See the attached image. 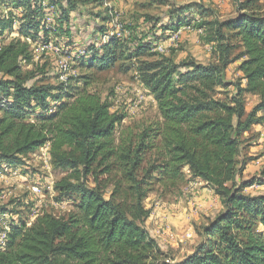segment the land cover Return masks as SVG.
I'll return each instance as SVG.
<instances>
[{"label":"trees","instance_id":"trees-1","mask_svg":"<svg viewBox=\"0 0 264 264\" xmlns=\"http://www.w3.org/2000/svg\"><path fill=\"white\" fill-rule=\"evenodd\" d=\"M62 2L0 0L7 9L0 12V166L49 144L54 168L77 183L66 180L57 188L62 195H77L78 202L67 218L46 214L28 227L12 224L0 247V264H163L157 258L156 241L143 226L151 212L143 206L145 185L154 174L157 182L169 186L182 182L185 168L223 198L224 211L202 229V242L193 253L175 264H264V194H244L247 182L237 186L236 161L242 135L264 121V15L256 11L257 0L243 1L236 17L209 25L210 42L217 44L214 63L142 66L141 83L164 121L156 164L147 168H143L146 153L156 149L147 141L148 131L135 145L116 144L125 115L111 113L105 101L87 91V83L82 89L70 88L69 82L40 85L35 73L25 70L33 59L28 40L45 45L72 42L69 16L79 10L70 0L66 7ZM49 7H54L51 20L57 25L46 22ZM184 14V21L168 17L160 26L161 36L148 32L136 42L111 38L90 47L87 66L109 70L123 44H134L129 48L134 57L154 50L183 23L190 25L192 17ZM98 31L104 35L108 28ZM229 38L243 49L236 60H242L238 71L244 85L224 102L215 99V89L225 86ZM244 95L259 97L248 114ZM112 174L113 189L106 197L100 177ZM88 178L92 188L85 185Z\"/></svg>","mask_w":264,"mask_h":264},{"label":"rangeland","instance_id":"rangeland-1","mask_svg":"<svg viewBox=\"0 0 264 264\" xmlns=\"http://www.w3.org/2000/svg\"><path fill=\"white\" fill-rule=\"evenodd\" d=\"M70 1L74 2L79 10L69 16V25L72 27L73 34L72 42L61 43L62 45H55L54 41H49L46 45L28 42L33 59L32 65L25 70L34 72L40 85L56 87L60 83L57 71L58 61L65 59L70 67L68 76L70 88L82 89L87 83V91L105 101L110 106L111 113L125 115L121 127L115 134L116 144L129 141L135 145L139 141V136L148 131L147 141L153 143L156 149L153 148L146 153L143 168L156 164L157 153L161 150V138L158 133L162 132L164 121L153 96L141 83L142 66L151 62L173 65L187 61L201 65L214 63L218 58V54L215 53L217 44L210 42L213 39V33L209 25L236 17L238 5L245 0ZM62 4L66 7V0H63ZM256 9L257 13L264 15V0H257ZM0 12L5 14L7 9L0 5ZM186 12L192 17V22L189 26L183 23L184 26L173 33L171 38L160 42L156 48L161 50L155 48L142 56L134 57L131 54L132 49L129 50L134 44H123L121 49L117 50L115 65L109 70L99 71L87 66L90 56L89 48L103 45L101 41L103 34L98 30L109 27L110 14L130 30L131 36L127 40L132 39L136 42L138 36L148 32H157V35L161 36L162 32L159 30L161 25H165L169 18L184 21L183 16ZM52 21L54 22L51 23ZM51 22V25L58 23L55 19ZM199 26L202 28H198ZM223 33L226 37H230L229 32ZM229 39L230 63L225 70V86L215 89V99L224 102H229L235 97L237 87L244 85V81L241 80L242 74L238 71L242 60H236L243 49L237 40ZM54 49L59 50L60 53H55ZM243 99L246 114L259 103L257 96L244 95ZM257 115L260 117L261 113ZM258 125L264 128V121L254 126ZM250 130L242 135L239 143L236 161L240 173L237 186L247 182L249 186L244 190V194L262 195L264 194V135L254 132L253 126ZM10 171L15 172L16 176H12ZM0 172L3 174L0 179V212H2L0 213V234L5 231V228L10 232L14 223L22 222L28 227L42 215L67 218L75 212L78 196L62 195L57 184L66 180L68 184L77 183L67 179L68 173L54 168L49 144L26 157L3 162ZM183 173L182 182L170 186L165 182H157V174L147 179L145 185L147 195L143 206L151 211L149 218L154 212L157 214L158 210L159 212L162 210V214L165 213L162 219L158 217L161 219L163 232L169 231L167 234H171L174 233V229L177 230V227L181 226H184L182 231L189 229L184 236L185 247L195 249L202 242V229L224 211V204L223 198L216 195L205 181L191 177L186 168ZM110 177H100L102 186L106 185L104 192L106 197L113 189L111 182L114 175ZM85 185L92 188L94 186L92 179L88 178ZM204 190L206 192L203 197ZM164 217L168 218V224ZM147 220L143 226L148 232L147 227L150 228L151 225H147ZM175 224L177 225L174 227ZM188 235L190 238H187ZM156 246L158 247L157 242ZM180 246L181 244L178 243L179 249L168 248L166 251H161L158 247L160 251L157 256L158 261L163 264L178 262L185 253L181 252Z\"/></svg>","mask_w":264,"mask_h":264},{"label":"crops","instance_id":"crops-1","mask_svg":"<svg viewBox=\"0 0 264 264\" xmlns=\"http://www.w3.org/2000/svg\"><path fill=\"white\" fill-rule=\"evenodd\" d=\"M252 130V129H251ZM250 130V131H251ZM253 131L254 132H260V133H262V135H264V128H261L260 127V125H258V126H253ZM205 190L202 192V194H203V197H204V195H205ZM155 213V212H154ZM154 213H153V215H151L152 217H150L148 220H147V225H151V227L149 228V227H147V230H148V232H149V235L153 238V239H155L156 240V242H157V244H158V247H159V249L161 250V251H166L168 248H177V249H179V247H178V243H180L181 244V246H180V248H181V252H185L184 254H182V255H184L183 257H185V256H189V255H191L192 253H193V251H194V249L193 248H189V249H186L187 247H185L186 246V242H184V236H185V234L187 233V232H189V229L188 230H184V231H182L183 230V228H184V226L182 227H177V230L176 229H174V233H171V234H173V235H171V234H167V233H169V231L167 232V233H165V232H163V230L162 229H164L163 227H162V225H161V219L163 218V215L165 214H162L163 213V211L162 210H160V212H159V210H158V213L156 214L155 213V215H154ZM172 213H175V212H172ZM160 216V217H159ZM158 217L159 218H161V219H158ZM164 219H165V222H166V224H168V218L167 217H164ZM171 222V221H170ZM170 224V223H169ZM177 224H175L174 225V227L176 226ZM171 226V225H170ZM173 227V228H174ZM184 232V233H183ZM170 236V237H169ZM188 243V242H187ZM182 257V258H183ZM182 258H180V260L182 259ZM180 260H178V261H180ZM176 262H174V264H175Z\"/></svg>","mask_w":264,"mask_h":264},{"label":"built area","instance_id":"built-area-1","mask_svg":"<svg viewBox=\"0 0 264 264\" xmlns=\"http://www.w3.org/2000/svg\"><path fill=\"white\" fill-rule=\"evenodd\" d=\"M43 7H45L46 9V4H43ZM49 9L52 11L50 12L47 17H46V22L50 23L51 22V16L53 14L54 11V7H49ZM111 18H110V23H109V27H108V31L102 36L101 41L103 42V44H106L109 42V40L111 38H116V39H129L130 35V30H128L127 28H125L116 17H114V15L110 14ZM28 42H30L28 40ZM44 48H48V47H44ZM157 50H161V48H156ZM52 50V49H51ZM55 53H60L59 50L54 49ZM57 71L59 74V80L60 83L66 84L68 82V76L70 75V67L68 65V62L65 59H60L58 61V67H57ZM5 168V167H4ZM3 168V170H4ZM11 170V168L9 169ZM7 171V170H6ZM12 176H16V173L13 171H10ZM3 177V174L0 172V179ZM35 189H33L34 191ZM8 229L5 228V231H3L0 234V245H4L5 241L7 239V234H8ZM187 238H190V235L187 236Z\"/></svg>","mask_w":264,"mask_h":264}]
</instances>
